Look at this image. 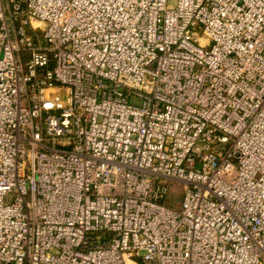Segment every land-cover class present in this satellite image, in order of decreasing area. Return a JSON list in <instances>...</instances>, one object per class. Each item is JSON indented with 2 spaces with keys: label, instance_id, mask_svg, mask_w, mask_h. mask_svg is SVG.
Wrapping results in <instances>:
<instances>
[{
  "label": "built area",
  "instance_id": "2783aa9c",
  "mask_svg": "<svg viewBox=\"0 0 264 264\" xmlns=\"http://www.w3.org/2000/svg\"><path fill=\"white\" fill-rule=\"evenodd\" d=\"M0 264H264V0H0Z\"/></svg>",
  "mask_w": 264,
  "mask_h": 264
},
{
  "label": "rangeland",
  "instance_id": "374dc122",
  "mask_svg": "<svg viewBox=\"0 0 264 264\" xmlns=\"http://www.w3.org/2000/svg\"><path fill=\"white\" fill-rule=\"evenodd\" d=\"M176 0H169L170 6L175 5ZM49 94L51 97H54L56 94H60L62 97H65V91L63 90H58V91H50ZM180 186L175 185L174 186V193L170 195V198L168 199V204H173L176 205V203L180 202L182 200V195L179 192L180 191Z\"/></svg>",
  "mask_w": 264,
  "mask_h": 264
}]
</instances>
